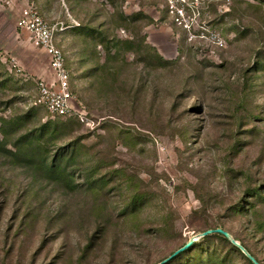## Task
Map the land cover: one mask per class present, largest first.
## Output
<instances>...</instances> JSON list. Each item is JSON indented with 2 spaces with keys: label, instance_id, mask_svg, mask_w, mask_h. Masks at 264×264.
Masks as SVG:
<instances>
[{
  "label": "rangeland",
  "instance_id": "obj_1",
  "mask_svg": "<svg viewBox=\"0 0 264 264\" xmlns=\"http://www.w3.org/2000/svg\"><path fill=\"white\" fill-rule=\"evenodd\" d=\"M55 28L74 113L36 103ZM0 0V264H157L220 227L264 264V0ZM81 116V119L79 117ZM165 264H251L216 233Z\"/></svg>",
  "mask_w": 264,
  "mask_h": 264
},
{
  "label": "built area",
  "instance_id": "obj_2",
  "mask_svg": "<svg viewBox=\"0 0 264 264\" xmlns=\"http://www.w3.org/2000/svg\"><path fill=\"white\" fill-rule=\"evenodd\" d=\"M165 5L171 21L183 29L191 28L193 20L200 15L199 5L204 0H160ZM19 29L28 33L35 46L44 50L49 57L53 77L37 84L36 103L43 106L52 117H70L74 113L69 74L61 48L55 43V28L47 23L31 6L22 9L17 20ZM80 119L81 116L79 115Z\"/></svg>",
  "mask_w": 264,
  "mask_h": 264
},
{
  "label": "water",
  "instance_id": "obj_3",
  "mask_svg": "<svg viewBox=\"0 0 264 264\" xmlns=\"http://www.w3.org/2000/svg\"><path fill=\"white\" fill-rule=\"evenodd\" d=\"M220 234L227 240H229L234 246H236L253 264H261L239 241L233 238V236L225 229L216 227V228H208L200 233L197 234V236H193L190 239H188L181 247L173 251L169 256L161 260L157 264H165L172 258H174L177 254L181 253L182 251L190 248L192 244L196 241L197 238L207 236L210 234Z\"/></svg>",
  "mask_w": 264,
  "mask_h": 264
},
{
  "label": "trees",
  "instance_id": "obj_4",
  "mask_svg": "<svg viewBox=\"0 0 264 264\" xmlns=\"http://www.w3.org/2000/svg\"><path fill=\"white\" fill-rule=\"evenodd\" d=\"M216 228V227H215ZM218 235H220V234H218ZM220 236H222V235H220ZM242 244V243H241ZM243 245V244H242ZM244 246V245H243ZM245 247V246H244ZM246 248V247H245ZM189 249V248H188ZM247 249V248H246ZM248 250V249H247ZM249 251V250H248ZM183 252V251H182ZM250 252V251H249ZM253 255V254H252ZM254 256V255H253ZM246 257V256H245ZM255 257V256H254ZM247 258V257H246ZM256 258V257H255ZM257 259V258H256ZM247 260L251 263V264H253L248 258H247ZM258 260V259H257ZM259 261V260H258ZM260 262V261H259ZM261 263V262H260Z\"/></svg>",
  "mask_w": 264,
  "mask_h": 264
}]
</instances>
